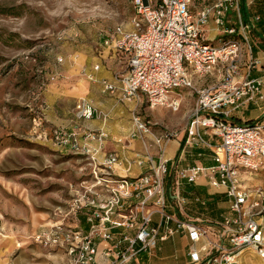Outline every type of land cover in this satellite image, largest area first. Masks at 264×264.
I'll use <instances>...</instances> for the list:
<instances>
[{
  "label": "built area",
  "instance_id": "1",
  "mask_svg": "<svg viewBox=\"0 0 264 264\" xmlns=\"http://www.w3.org/2000/svg\"><path fill=\"white\" fill-rule=\"evenodd\" d=\"M237 3L238 0H217L212 8L202 11L195 22L189 10L190 0H131L134 16L130 28L116 26L102 40L103 47L124 59V72L114 74L112 82H101L103 93L119 91L121 102L143 98L150 109L162 107L172 111L178 110L182 91L195 93L186 144L212 148L213 166L180 169L175 179L188 184L204 181L212 189H224L232 216L224 217L220 223L217 242L207 241L201 248L190 251L189 264H240L239 258L246 250L264 260V192L247 185L248 178L264 170V125L228 121L231 111L238 108L242 99L248 102L263 99L262 82L236 79L245 50L241 40L230 37L217 44L206 43L199 29L213 11L214 22L224 34L236 35L234 28L225 27L224 16L237 7ZM256 65L250 58L249 69ZM209 76L215 77L213 84L203 88L194 86L195 78ZM74 111L77 120L107 117L86 99H79ZM131 124L130 137L137 139L143 148L135 164L148 166L145 173L135 178L115 177L113 168L119 160L114 154L108 155L102 163L96 161L95 155L107 137L105 133L85 134L87 144H80L77 132L59 128L51 133L50 141L54 146L81 152L107 173L106 177L98 179L96 194L85 198L77 208L79 212L90 210L88 232L70 230L65 235L56 232L48 240L54 245L66 244L71 264H93L97 255L96 240L106 245L107 255L114 253L112 264H123L140 252L150 254L158 243L177 233H185L193 244L207 237L202 227L166 212L165 154L174 133L168 130L156 133L137 110L131 112ZM208 133L217 139V144L212 145L203 138ZM38 139L46 140L47 135L38 133ZM91 142H98V147L90 148L88 143ZM151 149L156 152V164ZM154 215L158 216L155 226L151 224ZM114 229L134 230L135 234L133 237L121 234L110 245L115 240ZM122 243L127 244L124 249Z\"/></svg>",
  "mask_w": 264,
  "mask_h": 264
},
{
  "label": "rangeland",
  "instance_id": "2",
  "mask_svg": "<svg viewBox=\"0 0 264 264\" xmlns=\"http://www.w3.org/2000/svg\"><path fill=\"white\" fill-rule=\"evenodd\" d=\"M133 16L131 0H0V254L48 263L44 254L57 250L59 264L64 254L71 264L66 244L48 240L77 230V208L107 173L81 152L51 143L45 101L56 87L85 79L104 35L128 27ZM116 69L103 60V80ZM180 96L177 111L146 104L137 111L156 131L178 134L195 103L192 90ZM45 130L47 139H38Z\"/></svg>",
  "mask_w": 264,
  "mask_h": 264
},
{
  "label": "crops",
  "instance_id": "3",
  "mask_svg": "<svg viewBox=\"0 0 264 264\" xmlns=\"http://www.w3.org/2000/svg\"><path fill=\"white\" fill-rule=\"evenodd\" d=\"M216 2L217 0H190L189 10L194 21L198 22L200 13L205 9L212 8ZM214 21L215 17L212 11L207 17L206 24L199 25L203 40L212 44H217L220 40L230 37L241 40L245 50L243 62L239 66V75L236 79L239 81L258 79L262 82L263 99L257 102H248L246 99H242L238 108L231 111L228 121L236 124L264 125V1L238 0L237 7L225 14L224 25L226 28H234L237 31L234 36L225 35L222 28L218 27ZM125 28L129 29L130 24ZM101 48L98 52L97 62L90 71L85 72V79H73L74 82L64 83L59 88H55L56 96L45 101V120L53 129L62 128L67 132H77L80 144H87L84 135L89 132L105 133L107 137L102 140V148L95 155L96 161L102 163L108 155L114 154L119 160V164L113 168L115 177L135 178L145 173L148 166L138 167L135 164L136 158L142 156L143 148L137 139L130 137L132 131L131 112L138 110L139 106L146 103L143 98H137L130 103L121 102L119 91L114 94H100L103 93L101 82L105 81L100 70L103 60L110 58L111 63L117 67L113 75L124 72V59L103 45ZM250 58L257 62V65L252 69H249L248 66ZM95 66H99L98 70L93 69ZM57 79H64L62 73L57 76L56 81ZM112 80L113 78L107 82H112ZM214 82V76L204 79L195 78L194 86L203 88ZM81 98L90 101L94 107L104 112L107 115L106 119L77 120L74 107ZM188 122L189 119L182 132L174 134L166 148L165 159L167 160L168 171L164 181L166 212L182 221L202 227L206 230L207 237L193 244L185 233H177L166 241L158 243L150 254L140 252L136 257L123 264H189L190 251L193 248H201L207 241L217 242L220 223L224 217L232 216L224 189H212L204 181L198 184H188L185 181L177 182L175 179L176 172L180 169L194 166H213L212 148L186 144ZM155 132L161 131L155 130ZM43 134H47V131H43ZM203 138L212 145L218 143L217 139L212 137L210 133L203 135ZM88 146L96 148L98 142L88 143ZM63 150L69 151L67 148ZM155 153V150L151 149L153 162L156 164ZM247 181L248 186L259 187L264 192V170L254 174ZM89 213L90 210L88 209L79 212L74 224L76 229L84 234L88 232L90 227L87 222ZM113 218L116 219V216ZM157 222L158 216L154 215L151 224L155 226ZM169 226L173 227V224ZM113 233L115 240L110 245H113L121 234L133 237L135 231L114 229ZM95 244L97 255L93 264H112L115 261L114 253L107 255L106 245L100 243L99 240H96ZM126 245V243H122L121 248L124 249ZM44 256L49 257L48 263L47 261L44 263L42 261H30L31 259L23 261L19 256L0 254V264H59L57 250L44 254ZM63 258H65V264H68L65 254ZM239 263L264 264V260L259 259L253 251L246 250L240 256Z\"/></svg>",
  "mask_w": 264,
  "mask_h": 264
}]
</instances>
